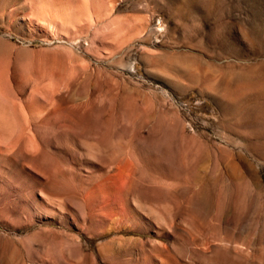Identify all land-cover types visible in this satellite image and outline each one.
<instances>
[{
  "label": "rangeland",
  "instance_id": "rangeland-1",
  "mask_svg": "<svg viewBox=\"0 0 264 264\" xmlns=\"http://www.w3.org/2000/svg\"><path fill=\"white\" fill-rule=\"evenodd\" d=\"M0 264H264V0H0Z\"/></svg>",
  "mask_w": 264,
  "mask_h": 264
}]
</instances>
